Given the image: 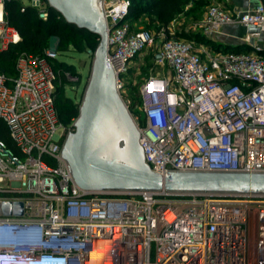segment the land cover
Instances as JSON below:
<instances>
[{
  "label": "built area",
  "instance_id": "1",
  "mask_svg": "<svg viewBox=\"0 0 264 264\" xmlns=\"http://www.w3.org/2000/svg\"><path fill=\"white\" fill-rule=\"evenodd\" d=\"M4 1L0 48L21 39L5 19ZM27 3L48 17L44 0ZM130 6L103 0L107 58L120 92L147 47L157 45L155 62L168 68L141 86L142 116L125 101L150 167L162 174L264 171V0L246 10L213 2L199 23L211 40L227 25L246 27V50L179 37L174 24L133 28ZM56 45L21 54L13 79L0 70V122L14 143L0 136V202L23 203L22 214L0 213V232L10 236L0 238V264H264V194L78 186L62 156L75 120L65 125L58 117Z\"/></svg>",
  "mask_w": 264,
  "mask_h": 264
},
{
  "label": "water",
  "instance_id": "2",
  "mask_svg": "<svg viewBox=\"0 0 264 264\" xmlns=\"http://www.w3.org/2000/svg\"><path fill=\"white\" fill-rule=\"evenodd\" d=\"M78 28L99 36L75 130L64 138L62 156L75 182L90 191H166L264 194V171H154L145 159L141 132L108 61V28L103 0H47ZM0 213L22 214L21 201L0 202Z\"/></svg>",
  "mask_w": 264,
  "mask_h": 264
},
{
  "label": "trees",
  "instance_id": "3",
  "mask_svg": "<svg viewBox=\"0 0 264 264\" xmlns=\"http://www.w3.org/2000/svg\"><path fill=\"white\" fill-rule=\"evenodd\" d=\"M44 1L48 8V17L46 19L40 17L38 8L27 3V0L4 1L5 19L9 26L18 31L21 37L18 42L9 43L7 47L0 48V70L9 79H13L16 76L15 65L21 54H43L44 50L51 46L53 37L57 38L56 47L60 54L71 48L77 52H84L89 49L95 51L98 46L100 40L98 35L68 23L64 17H58L61 14L50 7L47 0ZM210 1L212 0H131L127 19L133 28H138L135 26L136 19L139 15H146L149 18L146 25L154 24L158 30L162 26H167L180 14L191 16L194 20L199 19L202 16L205 5ZM176 35L215 47L214 41L206 38L203 34L179 32ZM222 49L226 50L229 48L223 47ZM236 49L246 50L248 47L239 44ZM56 63L60 68V74L57 80L55 103L59 120L66 125L77 118L81 103L75 102L73 98L66 95L65 88L68 85H77L78 81L69 80L65 75V71H69L73 76H79V73L73 64H68L60 59ZM0 136L7 141L9 146L14 147L7 127L2 122H0Z\"/></svg>",
  "mask_w": 264,
  "mask_h": 264
},
{
  "label": "rangeland",
  "instance_id": "4",
  "mask_svg": "<svg viewBox=\"0 0 264 264\" xmlns=\"http://www.w3.org/2000/svg\"><path fill=\"white\" fill-rule=\"evenodd\" d=\"M213 2H215V0L210 1L205 5L202 15L207 11L208 7ZM186 17L189 18L190 16L186 15ZM192 20L194 19L192 18ZM148 21L149 18L146 15H139L135 21V26L138 28H146L150 31H157V26L154 24L150 26L146 25ZM182 33L185 32L182 31ZM56 44L57 38L53 37L50 47H54ZM157 49V45L147 47L146 50L135 59L136 62L133 63L134 68L126 73L123 79L124 86L121 90L123 99L125 101L129 100L131 108L141 116L142 112H139L136 106L140 103V88L144 84L145 79H147L150 75L164 76L168 73V68L164 64L155 62V53L157 52ZM94 52L95 51L91 49L84 52H77L71 48L70 50L62 52L59 55L60 60L68 64L75 65L79 73L78 84L68 85L65 88L66 95L73 98V100L77 103L82 102L83 94L90 77Z\"/></svg>",
  "mask_w": 264,
  "mask_h": 264
},
{
  "label": "crops",
  "instance_id": "5",
  "mask_svg": "<svg viewBox=\"0 0 264 264\" xmlns=\"http://www.w3.org/2000/svg\"><path fill=\"white\" fill-rule=\"evenodd\" d=\"M263 0H221L219 2L226 8L238 7L242 9H250L260 3ZM206 12L197 20L189 19L185 14H180L169 24H174L176 34L184 31L185 33H199L203 34V29L199 25L200 21L205 17ZM247 28L240 24H230L223 27L222 31L216 35L212 40L214 41L215 47L223 48L228 47L229 49H235L237 45L242 44V37L247 32ZM179 37L188 39L184 36L177 35Z\"/></svg>",
  "mask_w": 264,
  "mask_h": 264
},
{
  "label": "clouds",
  "instance_id": "6",
  "mask_svg": "<svg viewBox=\"0 0 264 264\" xmlns=\"http://www.w3.org/2000/svg\"><path fill=\"white\" fill-rule=\"evenodd\" d=\"M0 238L1 239H5V238H10V236H8L6 233L4 232H0Z\"/></svg>",
  "mask_w": 264,
  "mask_h": 264
},
{
  "label": "bare ground",
  "instance_id": "7",
  "mask_svg": "<svg viewBox=\"0 0 264 264\" xmlns=\"http://www.w3.org/2000/svg\"><path fill=\"white\" fill-rule=\"evenodd\" d=\"M2 4L0 3V14H1ZM97 255V253H95Z\"/></svg>",
  "mask_w": 264,
  "mask_h": 264
},
{
  "label": "snow or ice",
  "instance_id": "8",
  "mask_svg": "<svg viewBox=\"0 0 264 264\" xmlns=\"http://www.w3.org/2000/svg\"><path fill=\"white\" fill-rule=\"evenodd\" d=\"M149 90H151V86H149Z\"/></svg>",
  "mask_w": 264,
  "mask_h": 264
}]
</instances>
